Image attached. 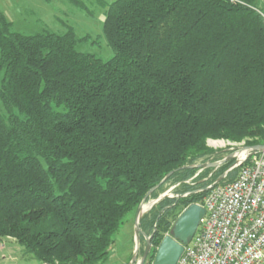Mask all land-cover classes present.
<instances>
[{
    "label": "trees",
    "instance_id": "1",
    "mask_svg": "<svg viewBox=\"0 0 264 264\" xmlns=\"http://www.w3.org/2000/svg\"><path fill=\"white\" fill-rule=\"evenodd\" d=\"M240 1L101 0L109 60L0 10V240L42 264H102L149 191L180 183L141 217L152 264L232 163L195 177L207 140L264 144V0Z\"/></svg>",
    "mask_w": 264,
    "mask_h": 264
},
{
    "label": "built area",
    "instance_id": "2",
    "mask_svg": "<svg viewBox=\"0 0 264 264\" xmlns=\"http://www.w3.org/2000/svg\"><path fill=\"white\" fill-rule=\"evenodd\" d=\"M255 9L264 19V10ZM230 155L227 162L232 163L224 172L223 180L232 173L235 175L224 183L215 181L208 187L200 203L205 213L177 264H264V144H233L224 157L216 160L221 164L215 170ZM186 183L191 184L192 179ZM179 185L170 186L164 193L179 197L174 192ZM144 264H150L148 259Z\"/></svg>",
    "mask_w": 264,
    "mask_h": 264
},
{
    "label": "rangeland",
    "instance_id": "3",
    "mask_svg": "<svg viewBox=\"0 0 264 264\" xmlns=\"http://www.w3.org/2000/svg\"><path fill=\"white\" fill-rule=\"evenodd\" d=\"M104 1L110 3L114 0ZM100 2L101 0H0V10L11 22L12 29L23 34L32 35L45 32L63 34L69 29H73L79 38L77 45L79 51L109 60L114 56V51L104 36L103 20L106 8ZM3 75L4 71L0 69V83ZM0 113L6 115L1 98ZM255 140L257 138L252 136L239 141L226 138H209L207 146L215 153L212 158L216 157L215 160H218L226 155L227 149L233 144L240 145V143H249ZM212 158L210 162L215 161ZM215 169L213 168L212 171ZM169 188L170 185L166 184L165 192ZM149 198L148 200H152L151 197ZM151 208L149 207V210ZM135 218V213L127 217L115 236V243L110 256L102 264L130 263L136 253ZM145 243V240L140 237L139 247L141 245V250L138 252L137 260L141 258ZM0 264L42 263L35 260L32 255L23 253L16 241L3 239L0 240Z\"/></svg>",
    "mask_w": 264,
    "mask_h": 264
},
{
    "label": "water",
    "instance_id": "4",
    "mask_svg": "<svg viewBox=\"0 0 264 264\" xmlns=\"http://www.w3.org/2000/svg\"><path fill=\"white\" fill-rule=\"evenodd\" d=\"M255 147L260 148V146H255ZM229 159H231V155L228 156V158H226L222 163L227 162ZM220 164H221L220 161H214V162L193 164L190 165L189 167L216 168ZM170 175L171 173L168 174L163 181H165ZM223 177L224 174H222L220 178L216 180V182L222 181ZM156 188L157 187L149 191L147 196L144 198V200L141 202V204L138 207L135 218V232L137 236V244L135 248L136 253L134 257L131 259L129 264H135L137 260L141 236L145 238L146 243L141 258L137 260L136 264H144L151 252L152 236H147L143 233L140 227V220L141 217L145 214V212L149 210V207H152L158 201L168 196L167 193H163L156 199L148 200V197ZM204 213H205V208L200 203H192L189 206H187L175 220L171 232L162 239L161 243L157 247L152 264H177L179 258L184 252L185 244H187L188 241L194 236L200 224L201 216Z\"/></svg>",
    "mask_w": 264,
    "mask_h": 264
},
{
    "label": "crops",
    "instance_id": "5",
    "mask_svg": "<svg viewBox=\"0 0 264 264\" xmlns=\"http://www.w3.org/2000/svg\"><path fill=\"white\" fill-rule=\"evenodd\" d=\"M5 247V246H4Z\"/></svg>",
    "mask_w": 264,
    "mask_h": 264
}]
</instances>
